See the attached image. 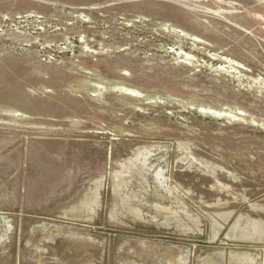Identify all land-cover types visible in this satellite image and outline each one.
Masks as SVG:
<instances>
[{
	"label": "rangeland",
	"instance_id": "1",
	"mask_svg": "<svg viewBox=\"0 0 264 264\" xmlns=\"http://www.w3.org/2000/svg\"><path fill=\"white\" fill-rule=\"evenodd\" d=\"M0 264H264V0H0Z\"/></svg>",
	"mask_w": 264,
	"mask_h": 264
},
{
	"label": "bare ground",
	"instance_id": "2",
	"mask_svg": "<svg viewBox=\"0 0 264 264\" xmlns=\"http://www.w3.org/2000/svg\"><path fill=\"white\" fill-rule=\"evenodd\" d=\"M116 2V1H115ZM80 14V13H79ZM76 18V16H74ZM78 17V16H77ZM163 29L168 31V32H171V33H174L176 35H179V36H183L185 38H191L193 39L194 41L197 40V38L195 37H192L191 35H189L188 33L184 32L183 30L179 29L178 27H175L173 25H170V24H164L163 25ZM202 42V41H201ZM181 54V52L178 53V55ZM185 57H189L187 54L184 55ZM234 64V63H233ZM99 89H105V86H102V85H99L98 87ZM111 89L115 90V89H123L126 93H128L129 95L133 94V95H136V96H141L142 93L141 91L137 90V89H134V88H130V87H126V86H117V85H113L111 87ZM215 113V112H214ZM218 113V112H217ZM14 115H17V114H14Z\"/></svg>",
	"mask_w": 264,
	"mask_h": 264
}]
</instances>
